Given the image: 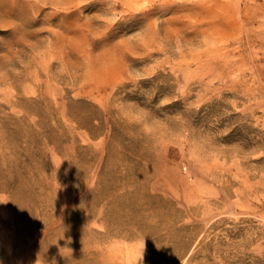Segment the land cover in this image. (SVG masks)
<instances>
[{"label":"rangeland","instance_id":"obj_1","mask_svg":"<svg viewBox=\"0 0 264 264\" xmlns=\"http://www.w3.org/2000/svg\"><path fill=\"white\" fill-rule=\"evenodd\" d=\"M0 264H264V0H0Z\"/></svg>","mask_w":264,"mask_h":264}]
</instances>
